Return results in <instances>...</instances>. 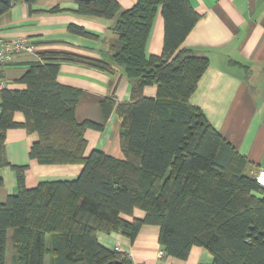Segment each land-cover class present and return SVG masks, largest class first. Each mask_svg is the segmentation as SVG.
I'll return each instance as SVG.
<instances>
[{
    "label": "trees",
    "instance_id": "16d2710c",
    "mask_svg": "<svg viewBox=\"0 0 264 264\" xmlns=\"http://www.w3.org/2000/svg\"><path fill=\"white\" fill-rule=\"evenodd\" d=\"M0 0V18L17 3ZM75 8L58 6L46 14L112 20L111 65L135 80L130 100L113 96L99 102L102 123L78 122L81 91L57 82L62 62L102 71L111 65L72 54H43L37 61L4 65L0 77L23 89L0 90V169L15 175L17 190L0 202V264H130L123 254L97 241V233L118 231L131 242L143 225L157 226L163 256L185 260L193 246L205 249L211 264H264V188L246 172L247 162L210 125L200 109L190 105L206 57L194 55L182 42L200 16L187 0H136L120 12L116 0H74ZM160 9L164 24L160 56L146 55L154 17ZM76 36L97 39L69 24ZM156 96L143 95L146 86ZM120 121L122 154L115 158L99 150L85 154L88 129L101 131L112 112ZM21 113L24 122L14 120ZM24 129L37 139L28 158L40 165H81L73 180L25 185L28 165L5 158L6 132ZM1 185V181H0ZM143 219L126 221L133 212ZM11 258L7 263L8 234ZM46 236L50 244L46 245Z\"/></svg>",
    "mask_w": 264,
    "mask_h": 264
},
{
    "label": "crops",
    "instance_id": "0c3cea01",
    "mask_svg": "<svg viewBox=\"0 0 264 264\" xmlns=\"http://www.w3.org/2000/svg\"><path fill=\"white\" fill-rule=\"evenodd\" d=\"M120 12L129 9L136 0H116ZM200 16L193 29L182 42V47L194 55L206 57L209 66L198 81L196 90L189 99L190 105L200 109L210 125L247 162L246 172L255 175L264 170V0H187ZM58 6L62 10L75 8L74 0H37L29 13L28 7L17 3L0 18V37L11 42L28 39L34 53L19 54L13 66L37 61L43 54H72L103 61L111 65L110 50L115 43L111 28L112 20L76 16L73 13L46 14ZM73 24L97 36L89 39L72 35L67 26ZM164 24L160 9L157 11L146 44V55L160 56L163 49ZM57 82L77 88L81 97L76 106L78 122L90 120L102 123L99 102L113 96L117 103L130 100V90L135 80L128 79L121 67L111 65L110 71H102L83 64L62 62ZM10 84L9 89H23ZM143 95L156 96L154 85L146 86ZM14 120L24 122L21 113ZM120 121L113 111L101 131L88 129L85 132L87 148L85 154L99 150L115 158H121L118 132ZM35 133L24 129L6 132L5 158L10 164L28 165L24 179L27 188L42 181H64L75 179L81 165H40L28 158ZM0 202L17 190L16 178L9 168L0 169ZM139 210L126 221L143 219ZM157 226L143 225L134 241L115 231L97 233V241L103 247L117 251L130 264H211L212 256L203 248L193 246L185 260L158 256ZM11 233L8 234L7 263L11 248ZM50 242L46 245L49 246ZM48 257L45 264H48Z\"/></svg>",
    "mask_w": 264,
    "mask_h": 264
},
{
    "label": "built area",
    "instance_id": "2783aa9c",
    "mask_svg": "<svg viewBox=\"0 0 264 264\" xmlns=\"http://www.w3.org/2000/svg\"><path fill=\"white\" fill-rule=\"evenodd\" d=\"M23 53H34V46L28 41V39L21 38L8 42L0 37V71L4 65L11 64L17 55ZM8 85V82L0 77V90L6 88ZM254 181L257 185L264 188V170H258L256 172L254 175ZM158 256L161 258L163 252L160 251Z\"/></svg>",
    "mask_w": 264,
    "mask_h": 264
},
{
    "label": "rangeland",
    "instance_id": "374dc122",
    "mask_svg": "<svg viewBox=\"0 0 264 264\" xmlns=\"http://www.w3.org/2000/svg\"><path fill=\"white\" fill-rule=\"evenodd\" d=\"M46 240H47V244L50 242V237L49 236H46ZM10 252H9V258H11V248H10V250H9ZM117 252V251H116Z\"/></svg>",
    "mask_w": 264,
    "mask_h": 264
},
{
    "label": "water",
    "instance_id": "95a60500",
    "mask_svg": "<svg viewBox=\"0 0 264 264\" xmlns=\"http://www.w3.org/2000/svg\"><path fill=\"white\" fill-rule=\"evenodd\" d=\"M118 263L121 264V262H118ZM106 264H113V263L109 262V263H106Z\"/></svg>",
    "mask_w": 264,
    "mask_h": 264
}]
</instances>
